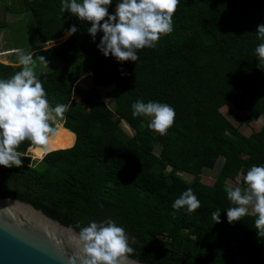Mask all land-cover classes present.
Masks as SVG:
<instances>
[{
	"label": "trees",
	"instance_id": "1",
	"mask_svg": "<svg viewBox=\"0 0 264 264\" xmlns=\"http://www.w3.org/2000/svg\"><path fill=\"white\" fill-rule=\"evenodd\" d=\"M118 2L112 0L110 15ZM61 7L62 0L5 5L8 14L29 19L41 45L26 53L33 56L34 72L41 68V56L62 62L35 75L50 106L63 104L68 110L46 145L25 140L16 149L22 160L29 150L30 157L42 160L40 166L0 165V197L29 202L79 233L93 221L111 219L134 238L131 257L142 263L264 264V233L255 229L256 214L229 223L225 211L233 206L226 180L240 169L237 186L243 190L247 171L264 166V71L255 53L264 43L256 32L264 24V0H180L172 32L154 47L137 50L136 62L105 57L98 48L102 36L97 33L93 40L88 32L91 23ZM61 21L68 29L75 25L76 33L67 31L63 44L44 46V32ZM5 28L0 23V31ZM81 68L92 74L96 89L115 87L114 110L96 89L75 87ZM20 70L18 62H0V80ZM137 100L175 110L165 135L149 130L145 116L133 118ZM228 103L247 111L245 123L262 117L261 128L242 136L219 112ZM219 158L217 180L202 183V169ZM188 188L200 201L193 213L172 207ZM217 209L220 223L212 219Z\"/></svg>",
	"mask_w": 264,
	"mask_h": 264
},
{
	"label": "clouds",
	"instance_id": "2",
	"mask_svg": "<svg viewBox=\"0 0 264 264\" xmlns=\"http://www.w3.org/2000/svg\"><path fill=\"white\" fill-rule=\"evenodd\" d=\"M180 0H119L115 14H109L112 0H62V12H71L81 21L90 22L88 32L95 40L103 32L99 50L105 57H115L118 62L134 61L139 57L137 50L154 47L162 35L173 30V16ZM73 25L68 34H75ZM258 38L264 40V24L257 27ZM18 63L22 70L11 78L0 80V165L5 168L20 167L22 159L18 146L29 140L33 146L46 145L56 135L50 121L63 119L67 105L52 108L46 98L44 86L34 72L31 54L17 50ZM258 68L264 71V43L255 49ZM41 59L44 57L41 56ZM133 118L150 117L148 128L165 135L174 124L175 110L159 102L137 100L132 104ZM246 187L225 184L231 207L226 211L229 223L246 216L249 206L256 214L255 229L264 233V166L253 165L243 177ZM10 207H5L7 210ZM172 207L185 209L188 213L200 207V201L191 188L184 191ZM221 211L212 212V219L220 223ZM80 264H138L131 259L134 249L129 246L125 229L108 219L95 221L83 227L76 238ZM75 264V262H74Z\"/></svg>",
	"mask_w": 264,
	"mask_h": 264
},
{
	"label": "rangeland",
	"instance_id": "3",
	"mask_svg": "<svg viewBox=\"0 0 264 264\" xmlns=\"http://www.w3.org/2000/svg\"><path fill=\"white\" fill-rule=\"evenodd\" d=\"M17 0H0V23H4L7 28L0 31V62L4 64H13L18 62V50H23L26 54L32 48H41V45L36 43V34L30 24V21L24 15L12 16L5 11V5L12 3ZM116 12V9L114 10ZM68 31V26L64 21L48 28L44 32L43 36L45 38L44 46L60 45L65 43L63 40L64 36ZM100 36H103V32H98ZM72 37V36H71ZM70 37V38H71ZM67 38V35H66ZM69 38V39H70ZM67 39V40H69ZM66 40V41H67ZM63 41V42H62ZM62 66V62L57 57H45L41 68L36 75L43 73L44 71L56 69ZM88 67V64H86ZM80 78L77 81L75 87L80 91H87L90 89H96L92 80V74L88 72V69H80ZM96 91L100 93L102 99L107 102L112 110L115 109V87H97ZM73 99L80 101V96L78 94L73 95ZM54 108V106H51ZM219 112L237 129V131L244 137H248L252 132L258 131L263 125V118L260 117L251 123H245L244 118L247 115V111L237 110L232 103H228L219 109ZM145 118L150 121V117L145 116ZM62 120L57 118L54 121H50V125L55 129L58 123H62ZM122 127L128 132L129 135L133 136L134 131L126 124L125 121L122 122ZM66 141V139H64ZM62 143V142H60ZM155 152L159 153V147L156 148ZM23 165H29L32 167L40 166V159H33L29 156V150L22 160ZM223 164V158H219L214 166H206L202 169L200 176L201 182L206 185H212L218 178L219 171ZM172 167H169L170 171ZM236 175L233 179L228 178L226 184L237 187L239 184L243 173L240 169L236 170ZM185 180L190 181L192 179L191 175L187 173L180 174ZM3 179L0 177V183H3ZM248 214H253L252 206H249ZM129 242L135 241L130 235Z\"/></svg>",
	"mask_w": 264,
	"mask_h": 264
},
{
	"label": "water",
	"instance_id": "4",
	"mask_svg": "<svg viewBox=\"0 0 264 264\" xmlns=\"http://www.w3.org/2000/svg\"><path fill=\"white\" fill-rule=\"evenodd\" d=\"M78 235L29 202L0 197V264H80Z\"/></svg>",
	"mask_w": 264,
	"mask_h": 264
}]
</instances>
